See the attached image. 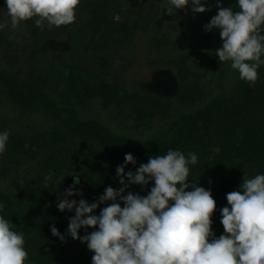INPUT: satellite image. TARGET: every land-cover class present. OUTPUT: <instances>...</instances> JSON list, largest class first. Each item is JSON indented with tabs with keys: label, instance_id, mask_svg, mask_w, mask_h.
Wrapping results in <instances>:
<instances>
[{
	"label": "rangeland",
	"instance_id": "374dc122",
	"mask_svg": "<svg viewBox=\"0 0 264 264\" xmlns=\"http://www.w3.org/2000/svg\"><path fill=\"white\" fill-rule=\"evenodd\" d=\"M98 1L80 0L73 24L49 28L45 22L42 30L35 25V17L21 22L16 29L11 28L5 0H0V23L9 21V27L0 30V71L17 78L21 84L33 83L39 89L51 88L52 92L65 95L67 81L61 82L64 72L74 77L83 75L94 95L86 93L84 104L74 106L80 117L99 121L113 133L138 141L164 132L181 114L200 110L213 99L234 103L240 97L246 101H242V107L250 104L247 111L201 130L195 141L207 145L211 159L220 160L214 163L222 168L228 166V172L239 164L232 162L233 158L237 160L236 156L249 145L257 147L263 153L262 162H246L243 170L249 178L261 174L264 65L256 82H249L240 89L238 71L230 68V61H219L215 50L222 47L220 30L214 28L206 32L204 29L218 13L217 0H201L202 6L209 9L204 13H194L189 3L185 9H174L172 15L165 7L167 0H108L111 19L101 25L96 38L89 34L82 44L83 29L93 14L89 4ZM219 4L231 7L234 12L241 11L238 0H219ZM111 85L124 96L105 105L102 86ZM184 91L186 95L182 100L179 94ZM160 105L166 108L158 109ZM55 129L61 130V127L47 112L24 113L14 98L0 91V132L7 130L13 134L9 135L7 151L0 154V194L26 197L41 189L44 216L50 213L53 203L58 204L65 198L77 202L84 199L89 204L98 202L96 187L84 179L81 172L70 170L57 175L53 170H41L38 163L50 162V158L44 160V155H40V143L36 140ZM227 150L232 153L230 160ZM100 152L95 149L96 155ZM120 165H124V160L118 161L116 168ZM138 167L137 160L135 164H127L125 174L135 172ZM77 178L79 183L75 184ZM124 179L127 184L126 175ZM117 181L120 188L123 187L118 177ZM240 182L237 189H241L243 181ZM151 186H155L154 181L145 186L130 184L123 195L131 192L146 196ZM69 188L78 194L66 196ZM210 191L213 199L221 203L236 189L229 190L215 180ZM71 213L74 217L75 209ZM23 217H19L20 223L13 224L12 230L23 232L28 252L24 264H92L94 253L86 243L73 239L68 229L55 226L64 237L61 241L53 236L52 224L39 228L38 217H30L28 212ZM60 218L67 221V215ZM223 230L222 225H212L215 238ZM91 232L79 230L78 234L83 237Z\"/></svg>",
	"mask_w": 264,
	"mask_h": 264
},
{
	"label": "clouds",
	"instance_id": "9594fccd",
	"mask_svg": "<svg viewBox=\"0 0 264 264\" xmlns=\"http://www.w3.org/2000/svg\"><path fill=\"white\" fill-rule=\"evenodd\" d=\"M191 3L194 13L208 11L201 0H167L169 15L174 9H185ZM11 28L36 18L34 23L43 30L73 24L80 0H5ZM241 11L220 6L218 13L204 26L206 32L220 30L222 47L216 49L220 62H231L239 79L255 83L258 69L264 65V0H238ZM9 21L0 23V30ZM10 133L0 132V154L7 151ZM198 156L169 149L166 155L150 157L138 169L125 174V166L135 164L131 153L125 155L124 165L116 168L119 190L109 186L98 202L86 200L58 202V209L71 212L68 233L73 239L86 243L92 264H264V174L244 176L242 191L226 195L229 206L221 209L224 234L215 238L212 215L216 201L210 190L187 183L189 165H196ZM125 175L128 183H125ZM154 181L147 196L128 192L130 184L148 185ZM79 183L77 178L74 182ZM191 188V191L187 189ZM72 188L66 196H73ZM123 202V207L117 199ZM112 201L99 215L93 214L100 203ZM170 201L172 202L170 204ZM5 205L0 204V211ZM13 224L0 216V264H24L28 258L23 232L13 231ZM83 237L79 230L97 228ZM53 236L64 237L53 225ZM211 238V242L209 239Z\"/></svg>",
	"mask_w": 264,
	"mask_h": 264
},
{
	"label": "trees",
	"instance_id": "16d2710c",
	"mask_svg": "<svg viewBox=\"0 0 264 264\" xmlns=\"http://www.w3.org/2000/svg\"><path fill=\"white\" fill-rule=\"evenodd\" d=\"M102 1L99 0L97 4H89L93 14L83 29V37L80 39L82 44H84L83 40L89 34L96 38L101 25L105 24L106 20L111 19V10L107 4L108 0H105L104 4ZM262 59H264V56H262ZM262 69L263 66L261 65L257 71L260 73ZM63 77L65 78H62L61 82L67 81V95L54 93L51 88L39 89L33 83L21 84L17 78L0 71V91L8 93L14 98L21 105L22 112L45 111L59 123L61 130H50V133L41 134L36 140L40 143V155H44V160L45 157L50 158V162H39L38 164L42 171L53 170L57 175L70 170L81 172L84 179L96 187L97 201L104 194L107 187L120 189L117 181L116 165L118 161L124 160L125 155L128 153L134 156L137 165L140 166L147 163L150 157L166 155L169 149L182 151L186 157L187 153L191 151L198 156V162L196 165H189L190 171L187 183L190 185L195 183L206 190H210L212 183L219 180L229 190L242 191V189H237L236 186L240 180L243 181L245 175L248 176L243 170L246 162H262L263 153L257 147L249 145L246 150L236 156L237 160L233 158L232 162H239V164L228 172V166L222 168L214 163L220 162V160L211 159L210 149L207 145L204 143L200 145L195 141V138L198 139V136L202 133L201 130L215 127L229 116L240 115L247 111L250 104L242 107V101H246L240 97H237L234 103H229L220 98L213 99L200 110L181 114L171 122L164 132L148 140L138 141L132 137L113 133L109 127L99 121L82 119L74 106L84 104V97L88 93L93 96V88L87 86L86 78L81 74L74 77L73 74L67 75L64 72ZM240 83V89H242L243 85L249 82L241 80ZM102 87L104 88L102 93L105 97V105H108L110 101L116 102V97L122 99L124 96V93L116 91L114 85ZM184 95H186L185 91L180 92L179 98L183 100ZM133 99L135 100V98ZM160 108L164 109L166 106L160 105L158 109ZM31 143L34 144L32 141ZM95 149L100 150V154L96 155ZM226 152L230 160L232 153L229 150ZM1 173L2 171H0V178L2 177ZM260 173L264 174V165ZM152 187L154 186L148 189L149 192ZM187 190L191 191L192 189ZM42 192L39 189L26 197L20 194L14 195V197H6V195L0 194V204L5 205L4 209L0 211V216H3L12 224H18L21 221L19 217H23V214L25 215L28 212V216L39 218V228L50 227L52 224V226H57L58 229H68L69 219L73 215L66 210L61 212L57 207V203H53L48 215L44 216L41 213L42 201L40 199ZM215 201L217 206L211 217L212 225H222L221 209L229 205L227 201L221 203L218 200ZM116 202L120 203L122 207L119 198ZM111 203L113 202L100 203L93 214L99 215L100 211ZM63 215H67V221L60 218ZM80 230L88 233L92 230H98V226L95 229L89 227L87 230L82 227ZM223 234L224 230L220 236Z\"/></svg>",
	"mask_w": 264,
	"mask_h": 264
}]
</instances>
